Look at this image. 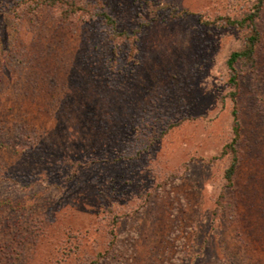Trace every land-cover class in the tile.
I'll return each mask as SVG.
<instances>
[{
  "label": "rangeland",
  "instance_id": "374dc122",
  "mask_svg": "<svg viewBox=\"0 0 264 264\" xmlns=\"http://www.w3.org/2000/svg\"><path fill=\"white\" fill-rule=\"evenodd\" d=\"M33 1L0 0V264H264V3L235 88L254 0Z\"/></svg>",
  "mask_w": 264,
  "mask_h": 264
},
{
  "label": "trees",
  "instance_id": "16d2710c",
  "mask_svg": "<svg viewBox=\"0 0 264 264\" xmlns=\"http://www.w3.org/2000/svg\"><path fill=\"white\" fill-rule=\"evenodd\" d=\"M34 5H45V6H51L57 8L59 10L60 15L63 18H69L74 15L80 16V12H88V10L85 8V6H80L79 4H76V0H34ZM264 0H254V3L252 5V8L248 13H246L244 16L239 18H231L228 16H222L218 17V21L220 19H224L223 23L227 26L244 29L247 31L246 37L244 39L243 45L241 48L233 50L228 59H227V65L230 70V77L229 82L233 87H237L238 85V73L235 64L239 61H244L246 63H250L254 61L255 58V52L257 50V46L261 39V34L258 28L257 24V18L259 15V12L261 8L263 7ZM93 16L101 18L103 22H105V25L113 29L115 32L121 34L123 37H129V34H125V30L121 28L122 30L118 31V20L112 15L110 11H107L106 9L102 8V3L99 8V10L95 11ZM206 24L216 25L218 22L217 20H209L205 19L202 21ZM235 91L231 92V96L234 97ZM233 115V136L231 140L224 146L222 152L220 155L227 154L229 158V165L224 171V178L227 181L228 184H231L234 179V175L236 172V167L238 164V149H237V140L239 137V121L237 118V110H232ZM7 198V197H6ZM0 200V208L2 207V210H6L8 206L12 203V201L8 203V201ZM2 212V211H0ZM17 222L15 221V225ZM6 228L8 231L12 230V226L6 225ZM14 231V230H13ZM10 243V242H9ZM7 244V248L8 245ZM11 246V245H10ZM9 246V247H10ZM12 247V246H11ZM6 249V251H11L12 248Z\"/></svg>",
  "mask_w": 264,
  "mask_h": 264
}]
</instances>
